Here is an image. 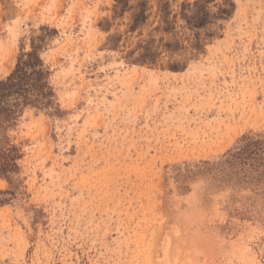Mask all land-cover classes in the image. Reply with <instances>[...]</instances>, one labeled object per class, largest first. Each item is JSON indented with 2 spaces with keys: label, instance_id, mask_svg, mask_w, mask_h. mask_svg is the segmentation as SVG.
Segmentation results:
<instances>
[{
  "label": "rangeland",
  "instance_id": "1",
  "mask_svg": "<svg viewBox=\"0 0 264 264\" xmlns=\"http://www.w3.org/2000/svg\"><path fill=\"white\" fill-rule=\"evenodd\" d=\"M33 38L59 111L11 134L0 264H264V183L217 164L264 133V0H0V80Z\"/></svg>",
  "mask_w": 264,
  "mask_h": 264
},
{
  "label": "trees",
  "instance_id": "2",
  "mask_svg": "<svg viewBox=\"0 0 264 264\" xmlns=\"http://www.w3.org/2000/svg\"><path fill=\"white\" fill-rule=\"evenodd\" d=\"M42 50V44L33 38L30 49L21 50L12 72L0 80V177L11 185L20 172L19 161L23 156L11 134L17 129L24 110L31 108L48 114L59 111L49 81L50 70L41 57ZM217 164L230 178L263 184L264 133L242 136Z\"/></svg>",
  "mask_w": 264,
  "mask_h": 264
}]
</instances>
